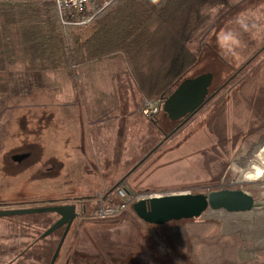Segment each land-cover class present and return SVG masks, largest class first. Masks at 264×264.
Wrapping results in <instances>:
<instances>
[{"label":"rangeland","instance_id":"1","mask_svg":"<svg viewBox=\"0 0 264 264\" xmlns=\"http://www.w3.org/2000/svg\"><path fill=\"white\" fill-rule=\"evenodd\" d=\"M259 6L250 0L239 19L205 31L200 56L186 75L211 72L213 98L168 139L160 129L166 134L174 123L163 111L152 118L139 112L144 102L123 62L79 66L75 78L60 70L35 73L29 82L15 73L8 90L0 91V209L82 201L88 217L97 214L98 199L122 200L119 184L133 193L163 195L241 189L264 203V177H245L252 155L264 147ZM148 119L154 127L148 123L146 129ZM22 153L29 156L12 159ZM196 218L151 225L150 237L135 219L81 231L88 226L79 218L55 264H264V205L247 212L207 209ZM56 219L53 212L0 216V264H49L63 228L41 234ZM225 241L233 246L221 250Z\"/></svg>","mask_w":264,"mask_h":264},{"label":"trees","instance_id":"2","mask_svg":"<svg viewBox=\"0 0 264 264\" xmlns=\"http://www.w3.org/2000/svg\"><path fill=\"white\" fill-rule=\"evenodd\" d=\"M227 2L114 0L90 23L65 32L52 0L0 1V91L8 90L5 84L18 71L28 76L29 82L34 80L35 73L44 71L63 70L75 78L79 66L116 59L125 65L135 90L146 99L161 103L159 112H162L163 101L181 80L189 77L186 73L200 56L205 31L221 17ZM249 62L250 59L243 63L224 84ZM221 88L223 85L216 90ZM79 218L80 225L88 226L81 231L110 227L113 222L131 224L132 219L144 223L129 207L115 217L83 214ZM195 219L171 223H191ZM144 224L146 232L141 229L142 234L150 237L154 229L151 224ZM228 244L233 246L225 241L221 250ZM158 257L153 253L154 259Z\"/></svg>","mask_w":264,"mask_h":264},{"label":"water","instance_id":"3","mask_svg":"<svg viewBox=\"0 0 264 264\" xmlns=\"http://www.w3.org/2000/svg\"><path fill=\"white\" fill-rule=\"evenodd\" d=\"M211 72H203L193 77L181 80L171 94L163 101L162 111L170 121H177L191 116L198 110L209 93L212 82ZM166 139V136H164ZM28 153L15 154L12 159L21 161ZM127 195L131 190L124 188ZM264 203H256L253 196L241 189L221 188L208 193H177L144 197L133 201L129 209L144 223L162 225L171 221L199 217L205 210H220L227 212H247ZM76 202H66L59 205H44L31 207L1 208L0 216H13L33 213L53 212L58 218L41 234L45 237L64 226V231L57 243L49 264H54L65 237L78 212Z\"/></svg>","mask_w":264,"mask_h":264},{"label":"built area","instance_id":"4","mask_svg":"<svg viewBox=\"0 0 264 264\" xmlns=\"http://www.w3.org/2000/svg\"><path fill=\"white\" fill-rule=\"evenodd\" d=\"M3 1V0H0ZM11 1V0H8ZM55 4L57 19L62 29L66 32L70 28H77L90 23L97 14L114 0H52ZM161 103L144 101L141 108L143 115L158 113ZM117 194L122 197L118 203L107 204L98 199L97 216L100 218L115 217L125 211L130 204L140 198L160 196L163 193H132L127 195L125 190L118 187ZM101 198V197H100Z\"/></svg>","mask_w":264,"mask_h":264},{"label":"crops","instance_id":"5","mask_svg":"<svg viewBox=\"0 0 264 264\" xmlns=\"http://www.w3.org/2000/svg\"><path fill=\"white\" fill-rule=\"evenodd\" d=\"M250 0H236V1H234V0H228V2H227V7H226V9H225V12L221 15V17L219 18V20H218V22L216 23H214L211 27H210V30H212L215 26H217L218 24H220L221 22H227V21H231V20H233V21H236L237 19H239V17H237V14L238 13H240L241 12V8L243 7V6H245V4L247 3V2H249ZM256 3H259L260 4V6H259V10L264 14V2H257V0H256ZM228 15H230L229 17H227ZM251 17H257V15H250V18ZM237 18V19H236ZM231 26H232V24H231ZM233 31V30H232ZM233 34H239V33H235V32H233ZM263 42H264V40H263ZM262 42V43H263ZM239 44H241V43H239ZM239 47H245V46H239ZM254 47H257V46H254ZM44 72H51V71H44ZM41 73H43V72H40V73H38V74H41ZM14 76V75H13ZM38 78H40V77H38ZM40 79H38V83H40V81H39ZM2 94H4V93H1L0 95H2ZM7 95V94H6ZM139 97H140V100H141V103H143L144 102V100L146 99V98H144L141 94H139ZM139 100V101H140ZM139 112H141L140 111V109H139ZM130 115H132V113H130V114H127L126 116H130ZM145 116V115H144ZM148 118H152V117H154L153 115H151V116H147ZM150 121V122H149ZM148 123H150V125L151 126H153L154 127V124H153V122L151 121V119H148V121H146L145 122V127H146V129H147V124ZM162 131V129H160V132ZM162 133V135H163V131L161 132ZM146 161V159L144 160V162ZM120 187V186H119ZM121 188H123L124 189V186L123 187H121ZM99 192V191H98ZM109 196V195H108Z\"/></svg>","mask_w":264,"mask_h":264},{"label":"flooded vegetation","instance_id":"6","mask_svg":"<svg viewBox=\"0 0 264 264\" xmlns=\"http://www.w3.org/2000/svg\"><path fill=\"white\" fill-rule=\"evenodd\" d=\"M213 98V96H212V93H210V91H209V93H208V96H207V98L205 99V101H204V103L202 104V106L198 109V110H196L191 116H186V117H184V118H182V119H180V120H177V121H172L174 124H173V127H171L170 129H169V131L166 133V134H163L164 136H166V138L167 137H169V135H171L172 133H174L177 129H180V128H182V127H184L186 124H187V122H188V120H190L193 116H195V114L197 113V112H199V110L204 106V105H206L211 99ZM163 131V130H162ZM164 133V132H163ZM168 139V138H167ZM76 206H77V212H78V215H77V217L74 219V220H76V219H79V217H81L83 214H86V211H87V209H86V206H85V204L82 202V201H77L76 202ZM57 218H58V216H57ZM60 228H63V231H64V226H62V227H60ZM59 229V228H58ZM70 230V229H69ZM63 231H62V233H63ZM62 235V234H61ZM61 237V236H60ZM60 239V238H59ZM36 256H37V258H38V253L36 254ZM57 259V258H56ZM56 261V260H55ZM50 263V262H49ZM54 264H55V262H54Z\"/></svg>","mask_w":264,"mask_h":264},{"label":"bare ground","instance_id":"7","mask_svg":"<svg viewBox=\"0 0 264 264\" xmlns=\"http://www.w3.org/2000/svg\"><path fill=\"white\" fill-rule=\"evenodd\" d=\"M248 163H250L249 165L251 166V168L249 171H247L245 177L247 178L264 177V147L257 149V151L252 155L250 162Z\"/></svg>","mask_w":264,"mask_h":264}]
</instances>
